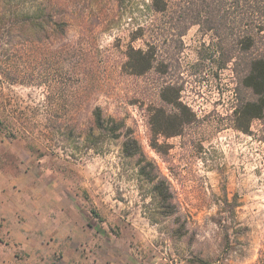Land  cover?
<instances>
[{"label":"rangeland","instance_id":"rangeland-1","mask_svg":"<svg viewBox=\"0 0 264 264\" xmlns=\"http://www.w3.org/2000/svg\"><path fill=\"white\" fill-rule=\"evenodd\" d=\"M148 3L0 0V188L72 192L96 264H264V116L237 129L255 96L196 27L181 47L156 38ZM134 51L149 71L131 74ZM166 85L183 110L161 99ZM174 113L189 120L178 135L153 130ZM127 139L138 155L122 153Z\"/></svg>","mask_w":264,"mask_h":264},{"label":"trees","instance_id":"trees-1","mask_svg":"<svg viewBox=\"0 0 264 264\" xmlns=\"http://www.w3.org/2000/svg\"><path fill=\"white\" fill-rule=\"evenodd\" d=\"M147 8L157 18L158 25L153 31L158 39L176 38L178 47H181L182 37L196 27L200 34L209 35L215 40L210 42V47L219 55V69L231 66L238 83L249 89L256 98L252 102L241 103L234 110L237 129L245 131L247 125L243 126L242 121L249 122L250 119L264 116V0H149ZM146 30V27L139 28L137 36L142 37ZM133 54L129 56L128 64L131 74L141 75L151 69L150 61L144 56L140 58V51ZM160 72L165 73L164 70ZM178 94V88L166 85L162 88L161 99L174 104L175 111H181L184 108L177 102ZM95 119L101 128L99 113ZM185 122L174 113L155 116L151 126L158 125L153 130H161L163 126L172 127L174 130L166 134L170 137L178 135L180 131L177 127ZM122 153L126 157L138 155L136 141L127 139L122 142ZM140 172L144 173V168ZM145 175L154 182V177ZM153 189L164 205L168 198L163 182H156Z\"/></svg>","mask_w":264,"mask_h":264},{"label":"crops","instance_id":"crops-1","mask_svg":"<svg viewBox=\"0 0 264 264\" xmlns=\"http://www.w3.org/2000/svg\"><path fill=\"white\" fill-rule=\"evenodd\" d=\"M4 189L0 188V264H96V237L73 208L72 192L40 191L29 187L27 178Z\"/></svg>","mask_w":264,"mask_h":264}]
</instances>
